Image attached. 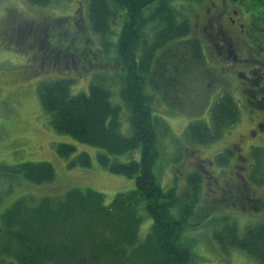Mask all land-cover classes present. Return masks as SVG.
Listing matches in <instances>:
<instances>
[{
  "label": "trees",
  "instance_id": "obj_1",
  "mask_svg": "<svg viewBox=\"0 0 264 264\" xmlns=\"http://www.w3.org/2000/svg\"><path fill=\"white\" fill-rule=\"evenodd\" d=\"M62 1L65 0H28L30 6L38 8ZM175 1L87 2L90 32L103 36L104 43L112 28L118 35L120 105L111 102L110 88L102 80L91 82L87 94L76 96L69 90L72 79L41 82L36 89L41 109L51 116L49 123L53 131L98 149L96 164L100 169L115 176L134 178L135 189L117 194L107 206L104 196L90 189L70 190L56 203L43 199L35 206H29L22 198L0 216V256H8L16 264H188L192 261L190 248L181 245L182 232L185 218L193 216L194 205L199 203L200 178L195 172L188 175L181 194L175 188L164 191L160 187L153 169L160 156L158 139L168 129L152 112V94L163 97L172 112L191 113L196 109L192 105L196 104L200 106L197 112L203 113L206 105L201 102L208 99L214 84L200 62L197 42L184 40L191 27L187 17L173 6ZM198 88L200 93L196 95ZM124 110L130 130L127 137L119 131ZM209 116L208 126L199 120L186 127L185 135L190 143L209 144L236 121L232 98L222 92L212 104ZM137 150L140 154L136 160ZM73 151V146H56L60 158H69ZM126 155H131L126 163L116 161ZM68 167L90 168L89 154L80 153ZM0 176L35 186L52 184L56 179L53 166L44 162L0 166ZM174 209L180 217L173 216ZM144 216L151 218L152 224L150 232L140 239ZM213 240L222 249L238 250L256 264H264V224L247 226L241 235L236 224L221 222Z\"/></svg>",
  "mask_w": 264,
  "mask_h": 264
},
{
  "label": "rangeland",
  "instance_id": "obj_2",
  "mask_svg": "<svg viewBox=\"0 0 264 264\" xmlns=\"http://www.w3.org/2000/svg\"><path fill=\"white\" fill-rule=\"evenodd\" d=\"M88 1L65 0L38 8L30 6L28 0H0V24L3 20L14 18L15 28L23 39L18 42L0 37V166L44 162L53 166L56 177L52 184L35 186L24 180L12 182L0 176V216L22 198L28 201L29 206H35L43 199L56 203L70 190L90 189L104 196L107 206L117 194L124 195L135 189L134 178L115 176L100 169L96 164L98 149L81 145L67 135L55 133L49 123L51 116L41 109L36 92L37 85L41 82L72 79L69 90L72 96H76L80 93L87 94V87L91 82L102 80L110 88L111 102L120 105L118 94L121 77L116 59L118 35H115L117 32L112 28L104 43L103 36L90 32L86 14ZM185 5L188 7L190 3L186 2ZM185 12L186 10H181L183 16L186 15ZM188 16L189 14L186 15L187 18ZM74 17L79 20L76 28L79 37L76 36L72 41L74 35L70 37L65 31L67 27L73 34L76 21ZM34 33H46L51 37L52 45L58 42L56 46L60 48L61 55L67 54L66 60L59 56L52 63L43 62V50L39 49L43 45L42 40L35 45L34 42L30 44L32 37L36 35ZM55 37L58 39L55 40ZM39 67L43 70H39ZM36 71L38 74L34 76ZM198 93L199 88L194 94ZM152 97V112L168 129L167 134L158 139L160 156L153 172L164 191L175 188L176 193L181 194L187 186V176L193 172L182 164L193 161L190 152L196 149L194 146L190 147L192 144L186 138L185 130L193 121L206 122L207 116H199V105L193 104L197 110H190L191 113L188 110L172 112L158 93L152 94ZM190 101L193 102V96ZM120 120V134L127 137L130 130L125 110ZM61 144L74 147L72 156L64 159L56 155V146ZM184 148H188V152ZM211 151L198 149V154L202 158L211 159ZM83 152L89 154L91 167L69 168L68 163ZM139 154L140 151L137 150L136 160ZM130 156L119 157L116 161L126 163ZM206 191L203 190L202 198L206 197ZM202 204L200 202L194 205L193 216L185 218L183 222L185 226L181 245L189 247L193 256L188 264H256L242 252L222 249L214 242L213 235L222 222L219 218L221 213L211 207H206L202 212L199 209ZM172 214L174 217L181 216L176 209ZM230 219L235 222L241 235L247 226L256 225V221L244 215L233 213ZM151 224V218L144 216L138 235L140 239H144L150 232ZM0 264L16 263L12 258L2 255Z\"/></svg>",
  "mask_w": 264,
  "mask_h": 264
},
{
  "label": "flooded vegetation",
  "instance_id": "obj_3",
  "mask_svg": "<svg viewBox=\"0 0 264 264\" xmlns=\"http://www.w3.org/2000/svg\"><path fill=\"white\" fill-rule=\"evenodd\" d=\"M173 6L189 14L191 28L184 40L197 42L200 62L214 84L201 102L206 108L199 116H207L208 126L209 111L222 92L236 107V121L220 138L205 145L191 143L197 149L190 152L193 161L182 164L199 175V203H203L199 209H216L222 223L235 224L230 219L234 213L264 224V0H176ZM78 22L74 21L73 34L66 27L65 34L74 35L72 41L78 36ZM15 24L3 20L0 37L23 40ZM50 39L46 33L36 34L30 44L42 40L43 62L52 63L59 56L66 60L58 42L52 45ZM198 149L212 150L211 159L200 157ZM204 189L208 192L202 198Z\"/></svg>",
  "mask_w": 264,
  "mask_h": 264
}]
</instances>
